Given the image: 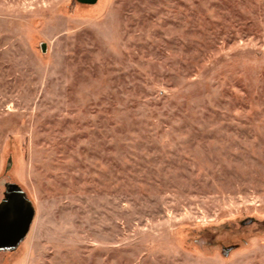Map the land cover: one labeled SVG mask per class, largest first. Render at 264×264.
<instances>
[{"label":"rangeland","instance_id":"374dc122","mask_svg":"<svg viewBox=\"0 0 264 264\" xmlns=\"http://www.w3.org/2000/svg\"><path fill=\"white\" fill-rule=\"evenodd\" d=\"M0 264H264V0H0Z\"/></svg>","mask_w":264,"mask_h":264},{"label":"water","instance_id":"95a60500","mask_svg":"<svg viewBox=\"0 0 264 264\" xmlns=\"http://www.w3.org/2000/svg\"><path fill=\"white\" fill-rule=\"evenodd\" d=\"M4 188V198L0 202V252H11L26 237L34 217V209L18 185L6 183Z\"/></svg>","mask_w":264,"mask_h":264},{"label":"flooded vegetation","instance_id":"af4514ba","mask_svg":"<svg viewBox=\"0 0 264 264\" xmlns=\"http://www.w3.org/2000/svg\"><path fill=\"white\" fill-rule=\"evenodd\" d=\"M76 4L78 5H82V6H93L95 5L99 0H74ZM4 193H5V188L2 192V197L0 199V202L1 200L4 198ZM2 253V252H0Z\"/></svg>","mask_w":264,"mask_h":264}]
</instances>
